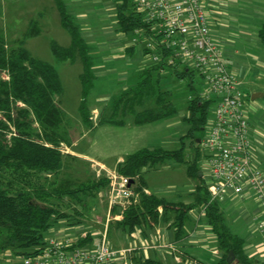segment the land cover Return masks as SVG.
I'll return each mask as SVG.
<instances>
[{
	"label": "trees",
	"instance_id": "16d2710c",
	"mask_svg": "<svg viewBox=\"0 0 264 264\" xmlns=\"http://www.w3.org/2000/svg\"><path fill=\"white\" fill-rule=\"evenodd\" d=\"M54 1L61 23L71 36V44L61 46L52 41L51 49L57 62L73 61L76 56L81 58L83 70L79 77L82 99L79 111L82 120L92 127L94 125L85 104L91 79L95 77L91 68L90 47L74 17L67 12L65 1ZM116 18L121 31L143 29L146 36L155 34L151 24L144 21V15L134 0H117ZM35 32L36 25L30 21L16 44L0 33V250H10L22 256L41 252L45 233L59 221L64 220L68 225L82 223L81 217L85 216L89 201L96 199L109 186L105 173L73 185L68 181H57L65 164L66 154H63L61 146L71 144L67 128L69 123L58 98L62 96L63 88L56 68L35 58L24 47V40ZM258 38L264 46V23L258 29ZM143 52L147 53V50L143 49ZM177 64L171 66L174 72L181 77L190 75L188 85L192 88L193 70L186 66L178 71ZM165 66V62H161L141 69L137 82L113 99L109 118H102L98 123L106 121L121 125L123 117L131 113L136 124H144L175 112L169 93L159 87L160 71ZM150 101H153L152 106ZM213 107V98L201 99L198 94L191 95L185 117L188 128L181 136V145L177 149L159 145L143 147L129 153L117 164L116 171L131 179L133 196L123 210L122 218L109 223L108 234L115 230L130 235L141 228L151 229L163 219L170 221L168 225L175 232L176 251H183L179 242L184 238L188 211L198 205L203 208L219 250L213 264H232L228 260L230 251L238 264H260L245 252V240L226 224L219 201L210 200L209 184L198 164L202 158L199 140ZM115 114H119L120 119L113 118ZM185 138L195 150L192 159L184 156ZM166 160L186 164L187 174L196 180L191 193L194 199L190 205L145 192L144 173ZM85 241L80 240L79 244L85 245ZM187 253L183 251L181 255L185 258ZM136 263L165 264L153 257L138 259Z\"/></svg>",
	"mask_w": 264,
	"mask_h": 264
},
{
	"label": "rangeland",
	"instance_id": "374dc122",
	"mask_svg": "<svg viewBox=\"0 0 264 264\" xmlns=\"http://www.w3.org/2000/svg\"><path fill=\"white\" fill-rule=\"evenodd\" d=\"M64 1L67 12L74 17L80 27V33L90 47L92 72L94 76L97 74V77L91 79L85 103L90 121L94 125L92 127L82 120L79 111L82 99V84L79 77L83 70L81 58L76 56L73 61L57 62L51 49L52 41L61 46L71 44V36L61 23L55 1L0 0V33L9 42L16 44L27 30L28 23L33 21L37 32L24 40V47L35 58L52 64L61 80L63 93L58 98L67 114L71 143L69 145L65 143L61 148L63 154H66L65 151L69 148L74 154L64 156L65 164L57 176V181H68L73 185L79 181L94 179L99 168L96 162L99 161L106 169L113 170L116 168L118 157L124 158L143 146L159 145L166 149H177L181 145V136L188 128L185 120L188 115V99L193 94H200L204 89L199 72L187 62L177 64L178 71L186 66L193 70L190 88L188 85L190 75L181 77L169 65L161 69L159 87L169 93V100L175 112L144 124H136L131 113L123 117L124 123L121 125L106 121L98 123L102 118H109L116 95L133 86L138 80L139 71L154 63L153 52L141 53L140 56L145 46L144 39L138 38L137 43H134L133 32L119 29L116 18L117 0ZM201 2L210 22L213 38L223 49L224 56L229 61L228 68L234 72L240 83L244 110L252 125L250 136L252 152L255 162L264 172V46L260 44L257 36L258 29L264 23V0H201ZM259 10L261 12H258ZM130 43L134 45L132 53L125 48ZM253 93L256 94L254 98ZM152 102H149L151 106ZM113 118L120 119V115L115 114ZM255 118H261L263 121L258 123ZM184 142V156L186 159H192L195 150L189 145L188 138H185ZM256 157L261 161V165ZM198 164L200 167L205 166L201 157ZM144 178L149 193L163 196L176 203L191 201L190 192L195 179L187 174L184 163L166 160L147 169ZM107 197L106 188L96 199L89 201L87 212L81 217L94 230H98L100 222L104 220ZM192 215L193 212L190 211V217ZM226 222L234 233H240L243 225L233 224L230 219ZM167 224L161 219L155 230L146 231L155 233L159 230V235L163 236L168 230ZM80 225L85 226L83 223L68 225L66 221L61 220L45 233V240L49 236L69 235ZM59 227H65L62 234L57 232ZM189 228L190 223L187 222L186 229L191 232ZM119 235L111 231L108 238L111 247L114 245L113 240H116V246L127 243L121 233ZM188 237H191V234ZM197 245L202 251L194 253L195 258L212 263L217 256L212 254L216 246L214 237ZM21 257L22 255L12 253L10 250H0V264H19Z\"/></svg>",
	"mask_w": 264,
	"mask_h": 264
},
{
	"label": "built area",
	"instance_id": "2783aa9c",
	"mask_svg": "<svg viewBox=\"0 0 264 264\" xmlns=\"http://www.w3.org/2000/svg\"><path fill=\"white\" fill-rule=\"evenodd\" d=\"M134 3L155 34L146 36L143 29H135L132 42L137 43L138 38H143V49L147 53L153 52L154 63L191 64L204 83L198 96L214 99L212 115L199 140L202 160L210 178V200L221 202L235 196L252 197L260 207V213L253 218L255 230L263 233L264 172L252 152L243 92L236 75L228 68L229 61L224 57L223 49L213 38L201 0H134ZM102 173L109 179L107 206L103 228L92 244H79L89 236L87 230L79 235L49 236L41 252L23 255L19 264H116L120 256L128 257L131 249H115L109 245L107 229L111 221L122 218L123 210L133 196L131 179L116 169L99 166L97 175ZM145 192L149 193L146 189ZM114 208L117 211L114 212ZM165 246L175 249L172 243ZM175 260L179 261V256H175ZM121 264L130 263L125 259Z\"/></svg>",
	"mask_w": 264,
	"mask_h": 264
},
{
	"label": "crops",
	"instance_id": "0c3cea01",
	"mask_svg": "<svg viewBox=\"0 0 264 264\" xmlns=\"http://www.w3.org/2000/svg\"><path fill=\"white\" fill-rule=\"evenodd\" d=\"M258 12H261V11L259 10ZM208 24H210L209 21H208ZM209 28H210V25H209ZM210 31H211V29H210ZM211 33H212V31H211ZM257 36H258V32H257ZM125 48L127 51L132 53V50L134 49V45H132L130 43V44L126 45ZM89 53H90V51H89ZM141 53L144 54V52L141 51L140 56H142ZM96 75L97 74H95V76ZM252 89L256 90V88H252ZM255 96H256V94L253 93L252 98H254ZM94 109H97V108H94ZM97 112H95L96 117H97ZM258 119L259 118H255V120L258 123H259V121H263L261 118L259 120ZM248 120L250 121L249 118H248ZM249 124H250V136H251V126H252L251 121L249 122ZM143 147H153V146H143ZM143 147H140V148H143ZM140 148H138V149H140ZM138 149H136V150H138ZM65 152H66V154H70V155L74 154V151L71 150L70 148H69V150H67ZM123 159L124 158L118 157V159L116 161L117 164L119 162H121ZM256 159H257V157H256ZM257 160L259 163L261 162L259 159H257ZM96 163L99 166H102L103 168H105L104 164H102L101 162L98 161ZM117 164H116V166H117ZM260 165H261V163H260ZM201 169H202L204 178L206 180V183L209 184L210 178H209V174H208V168L206 166H204V167H201ZM95 177L96 178L98 177L97 172H96ZM195 184H196V180H195ZM195 184L193 185L194 187H195ZM194 187L191 189L190 193L193 192ZM107 190H109V186H108ZM193 199L194 198L192 196L191 201H189L187 203H183V204L190 205L193 202ZM106 202H107V200H106ZM219 205H220L221 211L223 213L225 222L228 221V219H230L233 224H238L239 226L243 225V227L240 230V233L239 234L236 233V234L240 235L245 240L244 250L247 253V255L249 257H252L253 259H257L260 264H264V232L261 233V232L255 230V226H254L255 221L253 219L256 214L260 213V207L257 204V202L252 197L240 198V197L235 196L232 198H228L225 201L219 202ZM195 209H197V211H195ZM159 210H161V208ZM190 211L193 212L192 217H190ZM259 216L261 217V214ZM187 222L190 223L189 229L191 230V232L187 231V229H186ZM187 222L184 226V229H185L184 238L182 239V241L179 242L181 249L183 251L188 252L187 255L184 254L186 256L185 258L181 255L183 251L178 252V251H176V248L174 250H171L165 246L166 244H169V243L174 244V241H175V232H174L173 228L168 225L170 223V221H169V222H167L168 224L166 225L168 230H166L165 235H163V236L159 235V233H160L159 230H157L155 233H153V232L147 233L146 229H149V228H146L145 230H143L141 228V229H138L135 232L131 233L130 235L129 234H121L124 237V239L127 241V243H123L122 245L116 246V242H115L116 240L115 241L113 240L112 241L114 243L113 248H115V249H121V248L131 249L127 258H123L122 256H120L115 261V263L121 264L123 260L127 259L130 264H137L136 262L138 259L153 257V258L161 260L165 264H213V262L217 259V256L219 255V250L217 249V246H215V248L212 250V254H214L215 256L217 255L215 257V260L214 261L212 260V263L203 262L202 260L195 258V255H194V253H196V252L200 253L202 251L200 249L201 247L198 246L197 243H200L203 240L205 241L206 239L211 240L214 237V234L211 232L210 227L206 221L202 206L197 205L188 211ZM82 223L85 226H83V225L78 226L76 231H73V233H71V235H77V234L79 235L83 230H87L89 236H91V239L88 240V238H89V236H88L86 239L87 241H85L86 242L85 245H91L93 240L98 236L99 231L102 230L103 221L100 222L101 226L98 230H94V228L87 225L86 222L83 220H82ZM226 224L228 225L227 222H226ZM156 225L151 229L155 230L157 228ZM108 229H109V225H108ZM108 229H107V237L109 238ZM64 230H65V227L57 228V232L60 234H62L64 232ZM113 233H115V234L117 233L118 236H120L119 233L115 230H113ZM189 234H191V237H188ZM214 239H215V237H214ZM215 251H217V252H215ZM175 256H179L180 260L176 261Z\"/></svg>",
	"mask_w": 264,
	"mask_h": 264
},
{
	"label": "water",
	"instance_id": "95a60500",
	"mask_svg": "<svg viewBox=\"0 0 264 264\" xmlns=\"http://www.w3.org/2000/svg\"><path fill=\"white\" fill-rule=\"evenodd\" d=\"M228 260L232 262V264H238V260L233 257L232 251L228 254Z\"/></svg>",
	"mask_w": 264,
	"mask_h": 264
}]
</instances>
